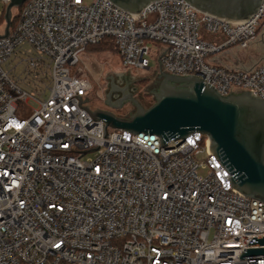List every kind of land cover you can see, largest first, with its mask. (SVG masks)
Wrapping results in <instances>:
<instances>
[{"label":"built area","instance_id":"obj_1","mask_svg":"<svg viewBox=\"0 0 264 264\" xmlns=\"http://www.w3.org/2000/svg\"><path fill=\"white\" fill-rule=\"evenodd\" d=\"M1 1L0 16L9 0ZM21 6L0 37V264H264L240 259L244 248L264 247L248 245L264 236V201L231 188L208 135L161 146L158 134L108 126L104 137L105 121L74 96L92 88L86 47L111 37L124 68L151 70L154 60L157 74L160 59L162 71L199 76L223 95L264 99V61H212L264 30V4L246 22L186 0H155L140 14L110 0ZM19 65L24 76L14 79Z\"/></svg>","mask_w":264,"mask_h":264},{"label":"water","instance_id":"obj_2","mask_svg":"<svg viewBox=\"0 0 264 264\" xmlns=\"http://www.w3.org/2000/svg\"><path fill=\"white\" fill-rule=\"evenodd\" d=\"M131 13L140 11L155 0H110ZM199 10L229 20L246 22L262 8L264 0H186ZM25 0H9L5 7V28L0 37L9 35L13 8ZM262 33V40L264 41ZM165 53V52H164ZM163 53V54H164ZM161 56H159L160 58ZM264 61V57L262 58ZM156 75L157 88H150L154 102L146 106L130 91L120 90L121 96L112 101L111 94L104 101L109 108H92L89 96L79 98L94 120L106 127L125 129L133 133H155L161 136V146L172 138L187 137L194 131L208 135L211 151L221 165L231 173V188L244 195L264 201V99L249 90L221 94L199 76L175 75L161 70ZM115 90V89H114ZM71 98V97H70ZM130 101L134 106L126 116H118L111 109L121 108ZM264 245V236L253 237L248 245ZM264 247L244 248L240 259L263 258Z\"/></svg>","mask_w":264,"mask_h":264},{"label":"rangeland","instance_id":"obj_3","mask_svg":"<svg viewBox=\"0 0 264 264\" xmlns=\"http://www.w3.org/2000/svg\"><path fill=\"white\" fill-rule=\"evenodd\" d=\"M3 8L4 5L0 0V10ZM12 12L14 16L17 13V8H13ZM262 33H264V30L260 29L256 38L254 39V42L252 41L246 48H241L237 45L230 48V55L233 58H235L234 56L237 55L239 59H241L239 63L241 67H247L253 62V59L257 62L259 57H264V41L262 40ZM150 46L152 47V44H150ZM222 55L223 53L219 54V56ZM18 60L19 59L12 58L7 63L6 67L10 69ZM81 65L88 73L92 84L91 91L88 95L90 107L109 109L104 103L107 95L110 93L111 99L114 101L121 96L120 90L123 89H126L128 92L130 91L133 97L138 99L146 106H149L154 102L153 96L149 94L150 89H147V85L152 88L153 80H156L157 74L154 73L156 69V63L154 60L151 61V70H129L122 66L120 56L115 50H98L91 48L83 53L81 57ZM22 75L23 65H19L16 68L15 73L11 74L14 79ZM129 76H132L136 79L133 80L132 84H130V87L128 88V85H126V80L129 79ZM30 104L35 107L34 101H31ZM133 109L134 106L130 101H127L121 108H113L111 110L118 116H126Z\"/></svg>","mask_w":264,"mask_h":264},{"label":"trees","instance_id":"obj_4","mask_svg":"<svg viewBox=\"0 0 264 264\" xmlns=\"http://www.w3.org/2000/svg\"><path fill=\"white\" fill-rule=\"evenodd\" d=\"M21 9H22V6L18 7L17 8V13L12 18V23H11L12 29H14L16 27V25L18 24V22H19ZM4 14H5V10L3 11L2 15L0 16V26L5 21L4 20ZM260 29H261V27L258 29V32L260 31ZM91 48L92 49H98V50H106V49L115 50L116 53H118V49H117V46L115 44V41L111 37H106V38L102 39L98 43L88 45L86 47V50H89ZM60 264H69V263H67V262H61Z\"/></svg>","mask_w":264,"mask_h":264},{"label":"crops","instance_id":"obj_5","mask_svg":"<svg viewBox=\"0 0 264 264\" xmlns=\"http://www.w3.org/2000/svg\"><path fill=\"white\" fill-rule=\"evenodd\" d=\"M208 38L209 39H212V40H215L216 39V37L215 36H211V35H208ZM253 42H254V40H253ZM251 43V42H250ZM232 46H230V47H228L227 49H225V50H223L222 52H220V53H218V54H216V55H214L213 57H212V61L213 62H215V63H217V64H220V65H224V66H227V67H236V66H240L239 65V63H240V60L241 59H239V57L237 56V55H235L234 57L235 58H233L231 55H230V53H231V48ZM230 51V52H229ZM223 53V55L222 56H219V54H222ZM261 61H263L262 60V58H260L259 57V59H257V62L256 61H254V59H253V62L252 63H250V65H248L247 67H244V68H249V67H251L252 65H254V64H256V63H259V62H261ZM241 67V66H240Z\"/></svg>","mask_w":264,"mask_h":264},{"label":"flooded vegetation","instance_id":"obj_6","mask_svg":"<svg viewBox=\"0 0 264 264\" xmlns=\"http://www.w3.org/2000/svg\"><path fill=\"white\" fill-rule=\"evenodd\" d=\"M128 78L129 79L126 80V85H128V88H129L130 87V84H132L133 80L136 79V78H133L132 76H129ZM157 86H158V81L157 80H153L152 89L157 88Z\"/></svg>","mask_w":264,"mask_h":264}]
</instances>
